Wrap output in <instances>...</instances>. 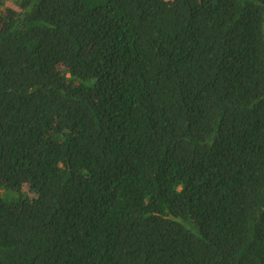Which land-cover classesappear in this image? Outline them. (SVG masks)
I'll use <instances>...</instances> for the list:
<instances>
[{
	"label": "trees",
	"instance_id": "16d2710c",
	"mask_svg": "<svg viewBox=\"0 0 264 264\" xmlns=\"http://www.w3.org/2000/svg\"><path fill=\"white\" fill-rule=\"evenodd\" d=\"M0 264H264V0H0Z\"/></svg>",
	"mask_w": 264,
	"mask_h": 264
},
{
	"label": "rangeland",
	"instance_id": "374dc122",
	"mask_svg": "<svg viewBox=\"0 0 264 264\" xmlns=\"http://www.w3.org/2000/svg\"><path fill=\"white\" fill-rule=\"evenodd\" d=\"M3 10H5L6 8H15L18 9V5L14 2V1H7L4 6H3Z\"/></svg>",
	"mask_w": 264,
	"mask_h": 264
}]
</instances>
